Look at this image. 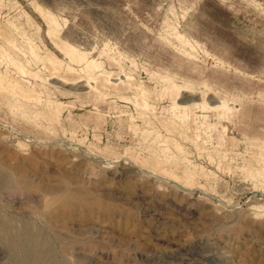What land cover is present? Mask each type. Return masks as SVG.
Masks as SVG:
<instances>
[{"label": "rangeland", "instance_id": "rangeland-1", "mask_svg": "<svg viewBox=\"0 0 264 264\" xmlns=\"http://www.w3.org/2000/svg\"><path fill=\"white\" fill-rule=\"evenodd\" d=\"M36 1L95 72L151 88L152 107L135 101V84L88 94L83 65L47 35ZM0 22L73 67L63 78L31 61L41 77L11 68L38 92L28 107L48 114L56 100L59 120L13 113L0 93V173L11 180L0 186V264H29L22 232L50 249L44 264H264V179L247 173L264 167V0H0ZM166 77L178 94L161 92ZM202 96L208 107L171 119L173 100Z\"/></svg>", "mask_w": 264, "mask_h": 264}, {"label": "bare ground", "instance_id": "bare-ground-1", "mask_svg": "<svg viewBox=\"0 0 264 264\" xmlns=\"http://www.w3.org/2000/svg\"><path fill=\"white\" fill-rule=\"evenodd\" d=\"M34 9H36L46 21L48 25L47 35L53 39L56 46L60 50H62L66 55H68L72 61H75L83 65L82 70L84 71L85 75H87L88 77L87 83L88 85H90V89L89 91H87L88 94H91L93 97L96 98L99 96V94H101L102 90H104L106 86H109V87L111 86V88L112 87L114 88L119 85L122 87L123 86L129 87L135 84L134 82L131 81L128 74H126V77L124 79L118 78V80L111 81L110 80L111 72L104 71V72H101L100 74L95 72V69L99 67L100 65L99 62H97L95 59H89L85 52L77 49L72 44L66 43L65 41L59 40V38H57L59 22L57 18L54 16V14L52 13V11L40 5L37 1L34 4ZM15 23H17V21ZM11 25L16 27V25L12 22L6 25L0 24V34L2 35V40H3V41L1 40L2 42H0V93L5 94L4 96L6 97L7 102H10V108H11V111H13V113H19L24 118H27L29 120H34V121L39 120V119L46 120V121L59 120V113L62 108V103L56 100H52L51 98L47 99L46 108L49 110L47 111L48 114H46L42 110L35 109L32 106L28 107L29 106L28 104L30 103L29 101L36 99L38 97V94H37L38 92H36L35 89L26 86L25 83L21 79L13 76L11 74V68L15 69V74L16 72H18L21 74H30L36 77H41V70L34 71L29 66L30 61H31L36 64L41 63L43 65V68L47 69L50 72V74L63 78L71 74L73 67H71L68 64L65 65L61 59H59L54 53H52L47 48H43V51H42L38 45L34 44L30 40V38H33V37L29 36L30 37L29 38L26 35L25 33L26 30L23 31V29L16 27L17 35H21L25 39L26 45L21 43L18 40V36L15 35V33L11 30ZM1 64H5V68H2ZM90 80L92 81V84H90ZM164 83L165 85L163 89H161V92L163 94L174 95V94L179 93L180 86L174 83L173 81H171L170 78L166 77V81ZM133 87L134 89L136 88V95H139V97L135 99V101L139 102V105L141 107H144V108L149 107L151 104L150 105L148 104L149 102H147L146 96H148L149 93H152L151 88L145 89L144 86L141 87L140 84L139 85L135 84V86ZM117 88L115 89L118 90ZM118 92H120V90ZM121 93H119V95ZM201 98H202V101L196 102L191 105H180V106H177L176 100H173L172 102L174 105L173 108L178 109V110H177V113L173 112L174 115L171 116V119L176 116L180 120H183L186 117L187 111L191 109L193 106H202L203 108L208 107L209 105L204 100V97L202 96L200 97V99ZM216 107L219 109H222L224 112H226L227 110H230L229 105L225 101H221V103L216 105ZM145 122L149 123L150 121H145ZM155 131L156 130H150L149 128H146L143 134L144 138L150 136L153 140H158L159 134L155 133ZM166 140L167 139H164V141ZM176 147L181 149L180 145L178 144H176ZM152 162H153V167H156L155 165L156 159L154 156L152 157ZM184 164L185 166L183 168L185 169L186 175H188V177H191V174L195 172L194 170L196 169L197 166L187 160L184 161ZM249 168L250 169L247 170L248 171L247 173L251 177H254V178L261 177L262 179H264V167H253V168L249 167ZM10 183H11V180L9 179V177L0 173V186L3 187L2 185H9ZM67 199H68L67 196H56L54 199V202L60 203ZM1 224L7 233L8 229H6V222L2 221ZM5 238L6 240L8 238L6 242L9 243L10 238H12V236L10 238L6 236ZM14 239L12 238V240L15 242ZM12 240L10 244L11 243L14 244ZM16 242L18 243V245L22 243V245H24L25 247H29L28 249L26 248L30 253V256H28L30 257L29 264H41L42 261L47 259L46 258L47 255L50 254V249L46 245L43 244L41 236L38 233H35L32 235L28 232L27 233L22 232L18 234V240H16ZM52 261H55V260H52ZM49 262L50 264H64L62 261H55L54 263H51V261ZM42 264H44V262Z\"/></svg>", "mask_w": 264, "mask_h": 264}]
</instances>
